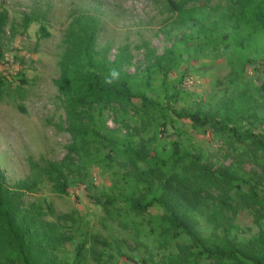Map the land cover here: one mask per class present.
I'll use <instances>...</instances> for the list:
<instances>
[{"label":"rangeland","instance_id":"374dc122","mask_svg":"<svg viewBox=\"0 0 264 264\" xmlns=\"http://www.w3.org/2000/svg\"><path fill=\"white\" fill-rule=\"evenodd\" d=\"M238 2L192 1L179 11L168 0H0V168L10 189L26 183L23 200L40 217L51 264H175L177 244L160 224L169 213L156 205L136 216L126 205L148 189L184 193L175 204L205 238L249 244L264 234V154L176 115L234 109L237 129L264 143V49L248 61L236 51ZM86 29L107 74L117 66L131 76L127 105L69 106L62 62L78 53ZM71 61L73 69L80 63ZM141 93L154 106H143ZM93 129L105 139L83 134ZM118 139L149 155L177 147L242 190L198 193L177 175L200 169L190 160L137 186L145 166L122 152L109 156ZM13 262L0 251V264Z\"/></svg>","mask_w":264,"mask_h":264},{"label":"trees","instance_id":"16d2710c","mask_svg":"<svg viewBox=\"0 0 264 264\" xmlns=\"http://www.w3.org/2000/svg\"><path fill=\"white\" fill-rule=\"evenodd\" d=\"M192 1L199 0H168L169 4L179 11ZM237 18L234 25V37L236 51L248 58L249 53H255L264 49V1L263 0H239ZM29 19L25 20L26 26ZM5 24V18L0 19V28ZM44 35L49 36L44 27L41 28ZM96 34L86 29L80 39L79 51L76 55H66L62 62L63 78L59 87L66 93L69 106L76 109L79 106L91 107L97 105L118 104L125 106L135 98L131 76L119 72L116 76L107 74L110 68L103 62L95 61L93 47ZM73 61L80 60L79 64L71 67ZM249 58L247 59V61ZM7 90V80L0 76V101ZM137 97L143 106H154L148 102L144 93ZM169 105L165 112L169 111ZM168 110V111H167ZM247 111V110H246ZM248 116L250 115L247 113ZM179 118L189 120L196 127H211L215 131L230 136L236 144L255 145L258 151L264 154V143L256 139L252 132L241 133L237 129V111L230 108L216 112L201 113L192 111L176 112ZM97 130L84 131L83 134L93 138H102ZM108 140V139H107ZM122 152L125 158H129L135 165L143 163V169L136 175L137 186L148 182L156 176H165L164 172L174 174L177 167L190 160L196 164L199 170H194V175L187 171L179 175L189 187L195 188L198 193H212L217 189L223 195H228L231 189L242 190L241 185L231 182L223 173L209 171L201 167L199 158L192 161V157L183 156L177 147L171 148L166 153L149 155L137 151L130 142L120 141L116 143L109 156ZM264 157V156H263ZM264 160V158H263ZM262 177L264 178V164L262 165ZM12 190L6 183V177L0 168V251H10L17 264H51L45 255L43 243L45 234L41 233L40 217L26 207L23 200L26 183L21 182ZM162 193V194H161ZM221 193V195H222ZM165 196L163 192L148 189L143 198L130 197L125 202L128 209L136 216L146 214L156 205L164 208L169 214L160 217V224L164 233L176 242L179 250L175 257V264H264V234L254 243H241L225 236L218 242L205 238L193 219L179 212L175 198L186 202L184 193L181 195ZM109 203H116L114 198H108Z\"/></svg>","mask_w":264,"mask_h":264},{"label":"clouds","instance_id":"9594fccd","mask_svg":"<svg viewBox=\"0 0 264 264\" xmlns=\"http://www.w3.org/2000/svg\"><path fill=\"white\" fill-rule=\"evenodd\" d=\"M112 75L116 76V75H118V73L115 70H113Z\"/></svg>","mask_w":264,"mask_h":264}]
</instances>
